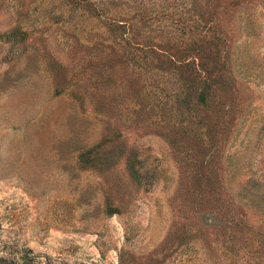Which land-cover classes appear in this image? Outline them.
<instances>
[{
  "label": "rangeland",
  "instance_id": "374dc122",
  "mask_svg": "<svg viewBox=\"0 0 264 264\" xmlns=\"http://www.w3.org/2000/svg\"><path fill=\"white\" fill-rule=\"evenodd\" d=\"M192 42L227 61L206 104L153 54ZM120 250L264 264V0H0V257Z\"/></svg>",
  "mask_w": 264,
  "mask_h": 264
},
{
  "label": "trees",
  "instance_id": "16d2710c",
  "mask_svg": "<svg viewBox=\"0 0 264 264\" xmlns=\"http://www.w3.org/2000/svg\"><path fill=\"white\" fill-rule=\"evenodd\" d=\"M194 44L196 45L195 48L187 46L186 48L180 49L172 46L168 51L156 47L153 48L155 50L153 54L161 60L166 61L174 70L180 69L187 71L191 78L187 82L190 83L192 88H195L190 99L194 102L200 100L202 104H206L210 91H212L215 86L217 87L219 84L224 83L222 75L228 69L227 61L221 57V59H218V55L215 53L201 50L199 48L201 46L199 42L191 43V45ZM92 156L93 150L86 149L79 155V159L82 162L89 161ZM104 213L106 215H112L117 213V211L108 207L105 209ZM131 259L132 257L123 250H120L116 255L117 264H129ZM0 264L18 263H13L10 260L0 257Z\"/></svg>",
  "mask_w": 264,
  "mask_h": 264
}]
</instances>
